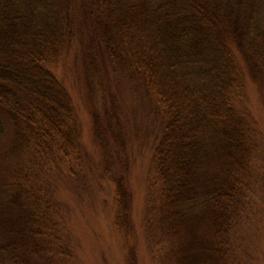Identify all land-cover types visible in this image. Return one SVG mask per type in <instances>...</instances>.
Returning a JSON list of instances; mask_svg holds the SVG:
<instances>
[{
	"label": "trees",
	"instance_id": "16d2710c",
	"mask_svg": "<svg viewBox=\"0 0 264 264\" xmlns=\"http://www.w3.org/2000/svg\"><path fill=\"white\" fill-rule=\"evenodd\" d=\"M76 41L86 68L101 81L114 75L119 83L149 85L160 96L167 121L156 160L167 209L181 212L197 204L193 192L205 194L210 218L227 223L241 202L253 158L232 95L243 83L241 63L264 80V0H0V110L20 123L24 138L31 125H40L70 146L78 141L70 126L71 99L50 69ZM86 84L93 100L97 93L88 76ZM122 105L120 94L106 87L92 117L105 168L114 169V158L124 165L114 184L117 220L126 228L131 196ZM5 131L0 125V138ZM205 134L212 137L220 178L200 151ZM14 209L18 217L0 231V264H74L70 258L36 257L44 247L42 227L33 233L18 229L24 216L19 203Z\"/></svg>",
	"mask_w": 264,
	"mask_h": 264
},
{
	"label": "rangeland",
	"instance_id": "374dc122",
	"mask_svg": "<svg viewBox=\"0 0 264 264\" xmlns=\"http://www.w3.org/2000/svg\"><path fill=\"white\" fill-rule=\"evenodd\" d=\"M241 67L243 83L233 92L232 104L247 124L246 139L253 158L241 187V202L227 223L223 219L216 225L214 217L210 218L205 194L193 192L195 201L191 202L197 204H188L181 212L167 209L156 160L167 121L160 96L149 85H133L128 80L119 83L114 75L110 82L101 81L86 68L76 41L50 68L72 102L75 118L70 126L79 133L75 144L70 146L64 138L48 135L49 130L40 125H31L24 138L20 123L0 110V125L6 130L0 138V231L9 219L18 217L14 206L19 203L25 218H20L17 228L33 233L37 225L42 227L40 242L44 247L36 257L44 260L70 258L74 264H184L189 260L194 264H264V80L253 76V70L243 63ZM87 76L97 93L93 100ZM106 87L120 94L127 130L129 168L125 178L131 210L126 228L117 220L114 184V176L124 165H118L114 158V169L105 168L102 147L93 130L92 107L100 104ZM200 141V151L214 165V174L215 153L208 143L212 137L205 134ZM213 141L218 143L216 137ZM212 207L221 211L218 205Z\"/></svg>",
	"mask_w": 264,
	"mask_h": 264
}]
</instances>
